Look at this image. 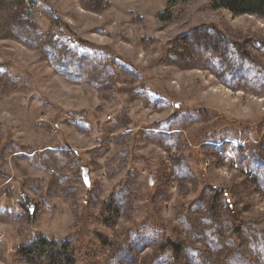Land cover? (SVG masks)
<instances>
[{
    "label": "rangeland",
    "instance_id": "rangeland-1",
    "mask_svg": "<svg viewBox=\"0 0 264 264\" xmlns=\"http://www.w3.org/2000/svg\"><path fill=\"white\" fill-rule=\"evenodd\" d=\"M168 1L0 0V264H264V16Z\"/></svg>",
    "mask_w": 264,
    "mask_h": 264
},
{
    "label": "trees",
    "instance_id": "trees-1",
    "mask_svg": "<svg viewBox=\"0 0 264 264\" xmlns=\"http://www.w3.org/2000/svg\"><path fill=\"white\" fill-rule=\"evenodd\" d=\"M187 0H169L161 19L169 18L172 10ZM210 9H226L234 14H256L264 16V0H206ZM237 223L236 219L234 220ZM238 230V226H235ZM172 257L178 261L183 244L170 242ZM19 254L34 264H75L76 258L68 241L37 237L19 249Z\"/></svg>",
    "mask_w": 264,
    "mask_h": 264
},
{
    "label": "water",
    "instance_id": "water-1",
    "mask_svg": "<svg viewBox=\"0 0 264 264\" xmlns=\"http://www.w3.org/2000/svg\"><path fill=\"white\" fill-rule=\"evenodd\" d=\"M82 172H83V180L85 184L88 186L90 184L89 174H88L89 170L87 167H83Z\"/></svg>",
    "mask_w": 264,
    "mask_h": 264
}]
</instances>
